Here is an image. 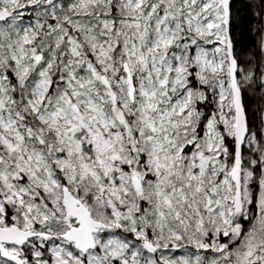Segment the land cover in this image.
<instances>
[{"label":"snow or ice","instance_id":"obj_1","mask_svg":"<svg viewBox=\"0 0 264 264\" xmlns=\"http://www.w3.org/2000/svg\"><path fill=\"white\" fill-rule=\"evenodd\" d=\"M0 264H264V0H0Z\"/></svg>","mask_w":264,"mask_h":264}]
</instances>
